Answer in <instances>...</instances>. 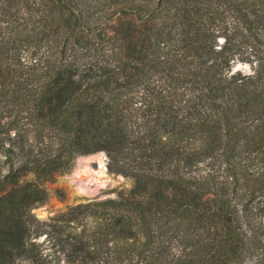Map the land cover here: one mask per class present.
Segmentation results:
<instances>
[{"label":"trees","instance_id":"1","mask_svg":"<svg viewBox=\"0 0 264 264\" xmlns=\"http://www.w3.org/2000/svg\"><path fill=\"white\" fill-rule=\"evenodd\" d=\"M100 152L132 187L38 220ZM61 261L263 264L264 0H0V264Z\"/></svg>","mask_w":264,"mask_h":264},{"label":"rangeland","instance_id":"2","mask_svg":"<svg viewBox=\"0 0 264 264\" xmlns=\"http://www.w3.org/2000/svg\"><path fill=\"white\" fill-rule=\"evenodd\" d=\"M231 70L239 71L244 75L252 73L249 65L239 62H235ZM28 137L31 141H35L34 131H30ZM28 180H33V177L29 176ZM42 187L47 191L48 199L42 205L33 208L32 213L41 222H47L68 207L115 198L119 192L132 187V180L109 173L107 157L100 152L76 157L67 173L55 175L52 181L44 182ZM59 193L63 195L62 198ZM36 242L41 245L45 253H53L52 244L45 235L36 239ZM59 264L68 263L61 261Z\"/></svg>","mask_w":264,"mask_h":264},{"label":"water","instance_id":"3","mask_svg":"<svg viewBox=\"0 0 264 264\" xmlns=\"http://www.w3.org/2000/svg\"><path fill=\"white\" fill-rule=\"evenodd\" d=\"M236 72H239V71H235V72H233V71L231 70V73H230V74H234V73H236Z\"/></svg>","mask_w":264,"mask_h":264}]
</instances>
